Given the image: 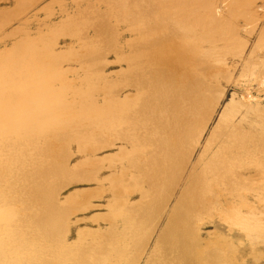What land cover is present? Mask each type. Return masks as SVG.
Wrapping results in <instances>:
<instances>
[{"label": "rangeland", "instance_id": "1", "mask_svg": "<svg viewBox=\"0 0 264 264\" xmlns=\"http://www.w3.org/2000/svg\"><path fill=\"white\" fill-rule=\"evenodd\" d=\"M160 1L169 8L167 19L172 31L166 36L171 37L175 43L186 41L194 47L204 60V69L200 71L196 67H188V65L176 62L172 58L176 51L172 49L169 56L175 62L169 60L171 66H169L170 69L168 68L169 73L163 77L159 76L154 89L148 84L147 79H142L141 84L145 89L141 92H144L143 95H148L147 99L150 101L147 102L153 107L156 104L154 96L158 98L153 91L157 88L156 91L163 95L160 106H164L162 116L165 117L167 114L165 110L172 106L171 101L175 99L176 102V97L172 98L170 95H175L179 87L188 84V81L180 80L178 76L182 73L188 75L189 73H197L194 75L201 73V78L203 77L210 95H213L207 103L209 113L204 121H201L202 125L196 127L193 137L185 145L186 154L181 157L177 167L179 168L177 179L169 189H161L160 184H156L153 179L141 183L142 193L155 192L161 197H166L150 223L143 220L144 211L149 206L148 202L144 204L137 190L125 193L119 183L124 180V185L130 176H136L135 170L129 164L128 156L132 153L130 145L124 140L110 139L93 149L85 136L70 137L66 163L74 168L81 166L82 169L79 167V171L83 170V173L76 179L58 187L56 196L62 200L75 191H81L83 195L86 194V198L84 204L70 211L67 218L68 229L64 239L70 243L76 239L77 232L86 235L94 231L105 232L110 226V221L108 222L105 218L110 214L113 215V212L122 206L126 212L124 217L111 222L117 225H113L115 228L112 229L113 232L118 231L119 237L129 239L131 229L127 225L131 223L138 226L146 224L144 225L145 235H142L139 244H130L134 246V248L131 246V249L137 251L132 264H208L209 262L212 264L214 254L220 264H264V0H187L188 2L179 0L176 6L182 10H178L184 15H189L182 18L180 14H171L174 6L172 7L170 0ZM15 3L16 0H0V15L5 19L2 25L0 24V55L10 52L16 43L21 48L30 45L36 54L39 53L40 60L38 58L39 61L32 62L30 70L33 72L35 69L36 71L42 70V73L46 75L45 78L48 77L47 81L50 78L49 83L54 81L51 83L52 91L48 95L51 96L54 93L57 95L58 92L63 95V106L67 107L69 117L77 112V114L82 113L79 122L85 123L91 119L90 111L87 110L93 109L96 113L97 111L102 113L106 101L103 99L107 93L106 82L115 86L116 92L112 91V94L120 95V98L131 100L136 97L135 94L139 95L137 83L128 80V82H122L129 69L126 66L125 56L130 53V50L125 45L128 41L135 40L136 30L139 28V16L136 10H129L125 16L120 18L124 26L121 23L118 25L116 44L114 47L111 46L112 48L109 47L110 49L103 46V42L99 40L101 38L95 37V35L98 36L95 33L97 29L93 26V28L86 27L83 32L85 35L82 34L86 42L99 40L98 48H103L100 51L102 54L100 64L94 68L84 51V46L79 44L76 32L66 31V25L74 21H83V12H87L91 7L92 10L104 11L106 5L103 2L96 0H31L22 10L14 13ZM87 6L90 7L87 8ZM224 31L226 36H222ZM47 37L50 39L48 40ZM34 66L35 68L32 69ZM96 74V77L100 76L99 79L95 77ZM53 78L54 80L51 81ZM102 85L106 88H101ZM20 86H12L20 90L17 94L20 97L17 96L13 100L21 102L19 105L22 108L27 105L26 103H30L33 107L37 105V112L41 116L47 110L55 112V108L51 106L56 105L53 96L34 99L35 97H32L34 94L30 92L31 96L25 98L23 95H26V91L23 92L24 89ZM10 90L5 86L2 97L8 98ZM165 92L166 95H164ZM149 93L151 98H149ZM77 95L82 98L79 100ZM106 97L107 95L104 98ZM26 99L30 100L26 102ZM231 99L233 102L229 103ZM43 106H45L44 111ZM82 106L87 107L86 112L85 109L82 110ZM150 114L147 113L144 118L149 119ZM221 114L223 118L219 119ZM102 128L98 126L96 129L102 130ZM65 129L69 130V128ZM66 130L65 133H69ZM161 131L163 132L162 128L157 133ZM132 158L135 164L145 162L143 154L133 155ZM201 187L202 191H200ZM193 189L197 190L195 192L197 195L192 194ZM183 196L185 197L181 198ZM37 197H35V202L40 205L39 197ZM176 204L192 209L198 215L193 225L194 234L188 237L187 233L177 228L179 224L171 214ZM130 226L133 228L132 225ZM87 230L91 231L86 232ZM162 244L167 245L164 247ZM186 244L192 250L189 249L186 252L188 249ZM107 246L104 245L106 248ZM176 246L179 247L178 250V247L174 249ZM111 247L114 251L113 255L117 254L119 249L112 245H109L107 249ZM159 248L162 249L161 252H164L161 253ZM101 249L105 250V248ZM181 249L184 251L182 252ZM123 252L125 253V249ZM188 252L194 253H191L192 255L189 253L191 255L189 256L186 254ZM114 258H110L107 264L127 263L125 262L127 257L124 258L123 255ZM111 259L115 262H110ZM59 264L75 263L62 260Z\"/></svg>", "mask_w": 264, "mask_h": 264}, {"label": "bare ground", "instance_id": "2", "mask_svg": "<svg viewBox=\"0 0 264 264\" xmlns=\"http://www.w3.org/2000/svg\"><path fill=\"white\" fill-rule=\"evenodd\" d=\"M27 1L29 2L31 0H16L13 10L14 13H18L22 10L26 3H28ZM96 1L103 2L106 5V9L99 12L98 10H92L91 7L87 12H83V21H74L66 25V31L69 33L76 32L79 38V44L84 46V51L90 59V64L96 68L100 64L99 62L102 58L100 51L103 49L98 48V41L101 40L103 46H107L108 48L114 47L118 36V25L121 23L124 26L120 18L125 16L129 10H136L139 16V28L136 30L135 40L128 41L125 45L130 50V53H127L128 55L125 56L126 66L129 69L122 82L133 81L135 84L137 83V91L140 93L139 95L135 94L136 97L131 100L129 98L125 99L124 97L123 99L120 98V95H113L112 91H115V86L110 82H106L107 93H105L107 97L104 98L106 95L103 96V99L106 101H103L105 106L104 108L101 107L102 113L98 111L96 113L93 109L87 110L90 111V121L80 123L79 119L82 113L77 114V112V115L74 114V116L71 115V117H69L66 110L67 107L63 106V95H60V92H58V96L56 93L51 96L48 95V93L52 91L51 83L54 82L52 81L54 78L51 79L52 82L49 83L48 81H50V78L47 81L48 77L47 79L45 78L46 75L42 73V70L38 69L39 71H36L35 69L34 72L30 70L32 62L36 63L40 60L39 53L36 54L30 45L21 48L16 45V43L13 47L11 46L12 49L11 51L9 50L10 52L5 55H0V95L5 86L11 89L8 98L2 97V95L0 96V264H59L62 260L68 262L72 261L75 264H107L110 258L115 257L114 259H116L122 255L124 258L127 257L125 260V262H127L126 264H132L137 251L133 249L134 246L130 244H137L140 238H142V235H145L144 225L146 224L138 226L131 223L130 225H132L133 228L127 225V227L131 229L129 239L125 240L119 237L117 230L113 232L115 228H113V225H117L111 222L118 219L121 220L124 217V213L126 212L122 206L113 212V215L110 214V216L104 217L105 220H108V222L110 221V229L107 227L108 230H105V232L94 231V233H87V235L82 232H77L76 239L70 243L64 239L68 229L67 218L69 217L70 211L84 204L86 198V194L83 195L81 191H75L62 200L56 196L58 187L65 182L76 179L83 173V170L81 172L79 171V167L81 166L74 168L68 166L69 163H66L65 158L69 150V141H71L69 138H73L74 136L77 138L85 136L93 149L100 144L110 141V139L124 140L130 145L132 153L128 156L129 164L132 169L135 170L136 176H130L125 182V186L123 185L124 180L119 183L120 186L123 187H121V189H123L125 193L127 191L137 190L140 192L144 204L148 202L149 206H145V218L143 220L146 223H150L156 211L165 202L166 197H161L155 192L148 194L142 193L141 183L153 179L156 184H160L161 189H169L171 184L177 179L179 171L177 167L181 157L186 154L185 145L193 137L196 127L202 125L201 121H204L209 113L207 103L213 95H210L209 89L203 81V77L201 78V73V75H194L197 73H189V75L182 73L178 76L180 80L188 81V84L187 86L181 84L182 86L179 87L178 94L174 93L175 95H170L172 98L176 97V102L174 101L175 99L173 102L171 101L172 106L167 107L165 110V113H167L165 117L162 116L164 115L162 112L164 111V106H160L163 95L156 91L157 88L153 91L158 96V98L154 96L156 100L154 102L156 104H154L153 107L147 102L150 101V99H147L148 95H143L144 92H141L145 89L141 84L142 79H147L149 81V83H147L153 86L152 89H154V86L156 87L159 81V76L161 75L163 77L165 74L169 73L171 67L169 62L172 58L178 63L188 65V67H196L200 71L204 67V60L194 47L186 41L175 43L172 41L171 37L166 36V34H170L172 31L170 28L171 25L167 19L169 8L166 4L162 3L160 0ZM177 1L179 0H170L172 7L174 6L171 14H180V18L189 16L180 13L179 10L182 9L176 6ZM90 6H87V8ZM77 9L79 8L77 7ZM12 14L11 12V15ZM4 20V16L0 15L1 25ZM88 26L97 29L98 32L96 31L95 33L98 34V36L95 35V37L101 39L89 43L86 42V38L83 37L85 35L83 32ZM56 31L58 32V30ZM222 36H226L225 31L222 32ZM54 38L56 39V36ZM49 39L50 38H48V40ZM22 42L27 43V41ZM80 48L82 49V47ZM172 49H175L176 54L171 58L169 54L170 51H173ZM49 59L50 57L48 60ZM33 68H35V66L32 67V69ZM52 75L54 74L52 73ZM96 76L97 74L95 77ZM96 78L99 79L100 76ZM21 82L23 83L21 84ZM29 82L31 84H29ZM98 83L101 82L98 81ZM17 85H21L20 87L24 89L23 92L26 91V95H23L25 98L31 96L29 95L30 92L34 94L32 95V97H35L34 99L42 96L45 98L53 96L52 98H54L56 105L54 104L53 106L52 104L51 106L55 108H53L55 112L47 110L45 113L43 112L44 115L41 116L37 112V105L34 103L35 108L30 105V103H26L27 105L24 104L25 106L22 108L19 105L21 102L13 100L17 96L20 97V95H17L20 90L18 89V91L16 90L17 88H12V86L17 87ZM24 86H26V88ZM106 87L103 86L101 88ZM148 87L146 89H148ZM164 95H166V92ZM151 97L150 94L149 98ZM77 98L81 99L82 97H78L77 95ZM18 99L19 98H17V100ZM22 100L23 99H21V101ZM28 101L26 99V102ZM231 102H233V99L229 101V103ZM89 106L92 107L91 104ZM44 107L45 106H43L42 110H45ZM83 107L84 106H82V108ZM48 108L51 107L48 106ZM85 108L87 107L85 106ZM147 113H151V117L146 120L144 116L147 115ZM222 118L223 114H221L219 119ZM82 119L85 120V118ZM98 126L103 127L102 130H97L96 128ZM65 128H69V130ZM161 128L163 129V132L161 131L162 135L161 132L157 133ZM60 129L62 130L60 131ZM64 129L66 132L69 131V133H65ZM140 154H143L145 162L135 164L132 157L133 155L140 156ZM194 190L195 189H193L192 194L197 195L195 193L197 190ZM200 191H202V187ZM77 193L80 194L77 196L75 195ZM36 196L39 197L38 201L40 202L38 203L40 205L35 202ZM184 197L185 196L181 198ZM27 202L29 203L25 205L24 203ZM177 203L179 204L178 201ZM195 213L194 210L186 209L177 204L171 210L172 216L176 218V222L179 224L177 228L179 227L183 232L187 233V237L188 235L194 234L193 225L198 216L197 213L194 216ZM90 231L87 230L86 232ZM171 241L173 244V240ZM175 242H177V240H175ZM192 244H194V242ZM104 245H112L119 250L117 254L113 255L114 251H112V247L107 249L108 246L106 248ZM166 245L162 244L164 247ZM131 246L133 247L132 249ZM186 246L182 247L184 248ZM177 247L178 246L174 249L176 250ZM188 247L189 246L186 248ZM101 248H105V250ZM124 249L125 253L123 252ZM189 249L191 248L186 249V252ZM158 250L161 252L162 249L159 248ZM181 251L183 252L184 250L181 249ZM194 251L196 252L195 249ZM126 252H130V254L127 255ZM152 252L155 253L154 251ZM189 253L190 252L186 254L189 255ZM191 253L193 254L194 252ZM214 255V257L212 256V264H220L216 254ZM161 256H163V254ZM204 256H201V258ZM114 259H111L112 261L110 262H115Z\"/></svg>", "mask_w": 264, "mask_h": 264}]
</instances>
